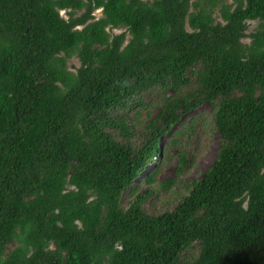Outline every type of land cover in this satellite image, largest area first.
I'll use <instances>...</instances> for the list:
<instances>
[{
    "label": "trees",
    "instance_id": "obj_1",
    "mask_svg": "<svg viewBox=\"0 0 264 264\" xmlns=\"http://www.w3.org/2000/svg\"><path fill=\"white\" fill-rule=\"evenodd\" d=\"M0 264H264V0H0Z\"/></svg>",
    "mask_w": 264,
    "mask_h": 264
},
{
    "label": "rangeland",
    "instance_id": "obj_2",
    "mask_svg": "<svg viewBox=\"0 0 264 264\" xmlns=\"http://www.w3.org/2000/svg\"><path fill=\"white\" fill-rule=\"evenodd\" d=\"M226 3L230 4L233 2V0H224ZM59 14L61 17L64 19H67V12L65 10H60ZM93 16L95 19L99 18L101 16V11L100 9H96L93 12ZM213 17L215 21L217 22H223L219 16L218 10L216 9L213 13ZM247 29L245 31L246 37L242 38V42L248 43L249 42V33L253 32L254 29L257 26V21H248L247 22ZM123 31V29H112L108 32L111 33H119ZM67 68L74 72L75 69L79 66L78 60L75 58V56L69 58L66 62ZM129 108V107H128ZM159 109V106H150L148 108V113L150 116H154ZM130 118L135 117L134 111L130 107ZM212 109L210 105L207 103L200 105L196 110L193 112L189 113L186 115V117L183 118V120L176 126V130H181L183 124H190L192 121V118L195 115H200L205 118H208V131H209V136L205 137L202 135L200 131L201 126H198L194 130V135L191 137L188 143L187 142V137L186 134L183 136H177L176 139L179 142L177 145H170L168 136H164L161 139V145L162 146H167L169 149V155L170 157L166 160L164 163V167L162 172L159 174L158 179H167L169 177H173L175 174V168L177 165V151L181 149H187L190 152H192L194 158V165L192 168L183 176L182 181L184 183H190L194 180H197L203 173L204 171L211 165L212 161L217 155V150H218V134L215 132L213 129V121L211 117ZM171 139L174 138L173 135L170 136ZM175 139V138H174ZM151 167V165L147 166L143 172L141 173L140 177L136 181V185L139 184V182L142 180L143 174ZM145 187V185L142 186V188Z\"/></svg>",
    "mask_w": 264,
    "mask_h": 264
}]
</instances>
